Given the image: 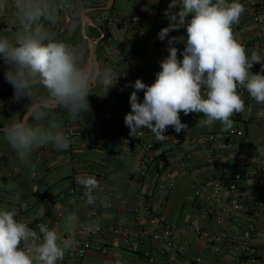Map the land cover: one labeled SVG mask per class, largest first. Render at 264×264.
<instances>
[{"label":"crops","instance_id":"0c3cea01","mask_svg":"<svg viewBox=\"0 0 264 264\" xmlns=\"http://www.w3.org/2000/svg\"><path fill=\"white\" fill-rule=\"evenodd\" d=\"M76 2L83 9L82 13L75 15L71 10L63 13L62 21L52 29L55 37L86 49L88 54H91L90 39L98 40L95 59L101 65L113 66L118 74L123 73V75L107 94L103 89L94 90L90 96L103 98L104 106L102 109L85 114L82 120L69 117L63 110H57V115L63 120V130L66 134L80 131L83 135L90 136L89 140L83 135L75 137L73 161L67 159L66 150L57 151L52 145H47L35 149L31 155L30 166H25L17 159L16 153L0 133V207H15L18 214L28 222L37 220L49 222L51 229H55L63 236L95 220L106 226H122L126 222L130 229H134L137 222L149 219L144 209L132 210L141 203L144 196L147 199L164 200L168 218L181 229L177 233L176 241L178 244L186 245V252L178 256L179 264H237L235 255L231 251L217 254L211 248V244L214 235L221 232L225 226H232L236 230L242 229L247 224L251 212L239 216L238 223L230 225L227 220L224 224H220L215 214L208 213V207L197 200L194 193L195 184L205 180L208 175L206 171L199 170L207 159L206 154L202 151L197 152L191 166L174 161L171 168L173 187L168 197H163L158 184L160 179L170 177L158 175L154 160L146 175H142L147 155L155 159L158 150L145 153L141 146L129 143V128L124 123V117L131 111L129 97L134 89L125 85L134 83L139 78L132 71L133 68H137L147 76L145 80L139 79L148 85L153 83L154 73L161 70L160 61L168 55L169 37L160 41L157 34L164 27L163 25L169 24V21L166 18L161 26H155L154 21L159 13H164L170 0H115L114 9L111 12H108L109 9L104 10L103 13H97L96 10L107 5L109 0H76ZM94 4L99 6L92 7ZM178 10L174 9V11ZM102 14H109L124 21L139 15L142 22L136 31L133 27H126L120 23H103L99 20ZM190 18L191 16L188 17ZM103 24H106L110 31L109 52L99 51L101 36L94 37L87 32V28L93 26L103 35L101 28ZM258 29L257 24L251 17H247L245 12L240 17L239 23L233 25L234 36L241 43L254 39ZM16 30L15 17L9 7L0 14V36L12 37ZM178 31L186 38V29L182 28ZM183 48L184 44L178 48V59L181 60ZM248 54L250 55L251 52ZM4 67L0 60V124L6 125L9 119L23 115L25 106L30 100L25 97L19 103L13 102V88L4 79ZM138 97L142 102L143 91L138 93ZM180 118L181 122L186 123L194 133L221 129L218 121L211 127L199 123L205 119L203 114L184 115L181 112ZM231 119L234 124L244 122L254 142L257 143L264 137V107L250 108L245 101V110L234 114ZM149 133L153 135L150 130ZM165 135L169 138L167 142L159 145V149L176 157L181 156V149L175 145L177 133L174 129L169 127ZM256 155L257 151L254 148H242L224 153L221 160L255 171ZM45 161L50 162L49 167H46ZM209 172H213V169ZM78 175L94 176L99 181L101 189L109 184L119 187L127 196V205L119 208L102 206V200L107 195L100 191L94 194L98 196L96 203L87 205L84 198L76 207L75 195L69 192V188ZM9 184L12 185L11 189L5 187ZM242 187L248 203L257 202L262 206L263 214L258 220L255 243L259 248L260 264H264V183H256L255 177L246 176ZM17 194L19 199L16 198ZM107 197L109 200V196ZM117 204L120 202L117 201ZM75 210L79 213V221L70 229L64 217ZM61 211L65 216L57 218ZM197 234L201 235L196 237ZM83 236L89 237L88 234ZM98 237L99 243L106 245L108 251L92 249L88 251L82 264H142L140 255L145 250L161 253L150 236L135 241L138 250H134L126 243V234L122 230L101 234ZM171 254L175 256L174 249ZM197 256L202 257V262L195 260ZM59 264L71 263L64 261Z\"/></svg>","mask_w":264,"mask_h":264},{"label":"clouds","instance_id":"9594fccd","mask_svg":"<svg viewBox=\"0 0 264 264\" xmlns=\"http://www.w3.org/2000/svg\"><path fill=\"white\" fill-rule=\"evenodd\" d=\"M9 7L17 30L12 37L0 36L3 76L13 88V102L27 97L30 103L23 115L0 127V133L17 159L30 166L33 151L41 146L52 145L57 151L70 147L57 110L82 120L91 111L88 98L94 90L107 94L123 73L101 65L86 49L55 37L52 29L62 21L63 13H82L76 0H0V14ZM244 12L240 0H170L164 10L169 24L157 38L164 41L170 32L182 28L187 35L168 38V55L160 61L161 70L151 85L139 78L125 85L134 89L129 97L131 111L124 117L130 136L143 135L148 129L159 142L169 138L165 135L169 127L177 134L185 132L188 125L181 122V112L203 114L205 119L199 123L211 127L218 121L222 131H230L234 126L231 117L245 110L238 87L264 104V55L256 50L249 55L233 32ZM180 43L184 44L182 60L174 46ZM257 63L261 70L253 74L250 69ZM76 183L84 188L86 204L96 203L94 193L102 191L99 181L78 175ZM107 201L105 196L102 203ZM17 217L15 207H0V264H59L78 243L74 236L64 238L44 223L33 229ZM64 220L71 229L79 217L73 212ZM81 228L97 230L95 225Z\"/></svg>","mask_w":264,"mask_h":264},{"label":"built area","instance_id":"2783aa9c","mask_svg":"<svg viewBox=\"0 0 264 264\" xmlns=\"http://www.w3.org/2000/svg\"><path fill=\"white\" fill-rule=\"evenodd\" d=\"M244 7L247 17H251L255 24L259 27L254 39H251L242 44L245 46L247 52L253 50L258 51L264 55V0H240ZM166 17L164 13H159L154 21L155 26L163 25ZM99 20L103 23L110 22L113 24H122L124 26H131L136 31L139 29V24L142 18L139 15H134L126 21L118 17L109 16V14H102ZM167 27V25H163ZM104 35V33H103ZM181 35L179 31H172L169 33V38L172 36ZM183 43L175 44L174 46L180 48ZM261 64H254L250 71L255 74L260 72ZM132 71L138 75L139 78L145 80L147 76L140 72L137 68ZM153 76V82L155 80ZM264 74V73H262ZM241 97L250 105L256 108L264 107V104L256 103L243 88L237 89ZM149 130L144 129L143 135L137 134V137L129 136V143L141 146L145 153H150L153 150H158L157 158L146 157L143 167L142 175H146L150 168L151 162L154 160L156 171L159 176L166 175L170 178H162L158 184V188L163 194V197H168L173 187L172 181V164L174 161H180L185 166H191L195 154L202 151L206 154L207 159L203 165L200 166V171H206L207 177L203 181H198L195 184L194 193L198 201L204 203L208 208V213H214L218 223L224 224L227 220L232 223H238V217L246 215L251 212L247 224L242 229L236 230L232 226H225L224 229L216 233L213 237L211 248L217 254H222L226 251H231L236 258L237 264H260L261 258L259 256V248L255 243L258 220L263 214L260 203H248L246 193L242 187V183L246 176H253L256 178V183H264V137L259 142H254L249 133L248 127L244 122L234 124L230 131L210 130L207 132H191L188 128L185 132L181 131L175 138V145L181 149V156L169 154L166 151L159 149V145L167 142L157 141L154 135H148ZM71 140L70 147L66 150V156L69 161L75 160L73 146L74 139L77 135H83L82 132L67 133ZM85 139L89 140V135H83ZM242 148H254L257 151L255 163L257 169L255 171L247 170L244 167H239L231 162H223L221 157L226 152L235 151ZM165 155L166 157H164ZM178 159V160H177ZM167 161L170 163L167 164ZM46 167H49L50 162L45 161ZM213 169V172H209ZM215 170V171H214ZM69 192L75 195V206H79V202L86 198L84 196V188L76 183V178L69 188ZM102 192L109 196L107 204H101L104 207L119 208L127 205L128 199L124 192L117 186L105 185ZM95 194V193H94ZM103 201V200H102ZM117 201L120 204H117ZM144 209L149 219L143 222H137L134 229H130L128 223L124 222L122 226L103 225L95 220L92 223H85L83 225H95V231H84L82 228H77L71 232L64 234L62 237L67 238L69 235L74 236L78 241L77 245L66 254L63 261H68L71 264H82L88 251L96 249L101 252H107L106 245L99 243V235L112 231H124L126 234L125 241L134 250H138L137 239H143L145 236H150L156 246L159 247L161 253L157 254L154 250H145L140 255L142 264H179L178 256L186 252V245L184 243L178 244L176 241L177 233L180 229L173 223L166 212V202L164 200L147 199L145 196L141 199V203L135 206L132 210L138 211ZM79 213L75 210L71 213ZM65 216L64 212H59L57 218ZM18 219L28 223L33 229L38 223H44L51 229V223L42 220L35 222H28L18 214ZM88 234L85 238L83 235ZM201 234H197L199 237ZM174 249V255L171 251ZM197 262H202V257L197 256Z\"/></svg>","mask_w":264,"mask_h":264},{"label":"trees","instance_id":"16d2710c","mask_svg":"<svg viewBox=\"0 0 264 264\" xmlns=\"http://www.w3.org/2000/svg\"><path fill=\"white\" fill-rule=\"evenodd\" d=\"M99 5H92V7H96ZM114 5L108 10V12H111L114 9ZM97 13H103L105 12L104 10H96ZM101 28L103 30L104 35H101V33H99V31L97 30V28L93 27V26H89L87 28V32L89 35L94 36V37H99L101 36V40L99 42V51L101 50H106L108 51V46H109V41H110V31L109 28L106 24L101 25ZM79 32L81 33V30L79 29ZM109 52V51H108ZM89 101L91 104V111L93 110H99L102 109L104 106V99L101 97H95V96H89ZM0 126H4L3 124H0ZM164 157H166L165 155H163ZM157 158V157H156ZM170 162L167 161V164H169Z\"/></svg>","mask_w":264,"mask_h":264},{"label":"water","instance_id":"95a60500","mask_svg":"<svg viewBox=\"0 0 264 264\" xmlns=\"http://www.w3.org/2000/svg\"><path fill=\"white\" fill-rule=\"evenodd\" d=\"M115 0H109V2L107 3V5L100 7V9L103 10H107L110 9L112 7V5L114 4ZM98 40L95 39H90V49H91V55L95 58L96 57V43Z\"/></svg>","mask_w":264,"mask_h":264}]
</instances>
